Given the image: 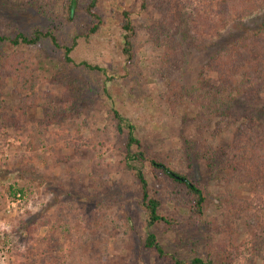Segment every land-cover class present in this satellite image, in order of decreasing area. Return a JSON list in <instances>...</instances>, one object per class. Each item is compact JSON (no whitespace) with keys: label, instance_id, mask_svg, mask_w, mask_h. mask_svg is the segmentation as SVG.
<instances>
[{"label":"rangeland","instance_id":"obj_1","mask_svg":"<svg viewBox=\"0 0 264 264\" xmlns=\"http://www.w3.org/2000/svg\"><path fill=\"white\" fill-rule=\"evenodd\" d=\"M44 1L0 0V10L8 6L4 12L8 17L0 16V34L28 33L39 26L54 34L60 45L70 44L76 36L71 53L74 61L97 64L111 78L106 79L104 91L103 72L65 64L63 49L43 39L27 47L31 58L42 65L38 87L59 98L67 84L77 83L79 114L48 124L38 107L28 111L21 125L14 124L13 119L8 120L16 114L8 94L12 81L0 85V264H171L166 256L142 248L147 227L140 187L133 171L124 167V139L112 131V109L134 125L143 149L162 155L188 147L189 141L198 150L204 143L228 144L235 133L248 131L250 122L238 114L217 115L200 136L197 109L186 95L173 105L180 91L171 86L172 99L159 98L169 84L149 74L147 40L150 26L162 16L157 5L165 6L167 0H147L144 9L142 0H98L96 12L104 24L98 33L88 35L93 23L84 11L88 0L75 1L70 23L56 14L47 17L37 11ZM216 1L189 0L185 4L191 35L200 40L205 31L206 47L197 54L188 51L179 78L184 88L194 82L200 63L216 48L244 28L264 24V0L252 14L224 20L215 12ZM123 10L130 12L142 43L130 62L120 52ZM3 48L0 46V52ZM205 73L216 82L215 73ZM166 161L173 163L171 158ZM190 164L180 170L197 181L207 197L200 216L170 199V187L151 173L148 163L141 166L151 196L161 201L162 214L170 220L149 228L163 250L186 261L200 256L210 258L212 264H264V202L258 201L248 184L216 179L194 157ZM227 190L239 200L236 207L216 199ZM108 218L126 228L124 237Z\"/></svg>","mask_w":264,"mask_h":264},{"label":"trees","instance_id":"obj_2","mask_svg":"<svg viewBox=\"0 0 264 264\" xmlns=\"http://www.w3.org/2000/svg\"><path fill=\"white\" fill-rule=\"evenodd\" d=\"M75 1L47 0L37 11L47 17L56 14L70 23L73 9L76 7ZM187 1L167 0L165 6L157 5L162 16L157 23L150 26L148 32L147 44L151 50L149 74L169 84L159 98L163 101L172 99L171 86L180 91L173 105L180 104L183 94L186 95L189 103L197 109L196 132L200 136L209 130L208 124L217 115L227 117L238 114L240 118L248 119L250 129L235 133L228 144L213 146L204 143L200 150L189 141L188 147L174 148L169 152L170 157H167L169 154L162 155L163 153L143 149L134 133V125L115 109H112L109 119L113 121L114 135L124 139V167L133 171L140 187L141 205L145 211L147 227L142 237L143 250H154L159 256H166L171 264H212L210 258L194 256L186 261L163 250L155 232L149 228L163 223L169 224L170 220L162 214L161 201L151 196L141 166L148 163L151 173L170 187L168 193L170 199L177 205L188 206L193 215H202L207 197L198 182L180 170L186 165L190 167L192 157L200 160L210 176L216 179L228 184L234 182L248 184L257 193L258 201L264 202L260 197L264 196V24L256 28L246 27L229 43L216 48L200 63L194 82L184 88L179 83V78L182 68L187 64L188 51L197 54L206 47L202 35L205 31L200 33V40L191 35V24L184 13ZM259 1L261 0H217L215 12L222 20L235 16L240 18L252 14L257 9ZM146 2L147 0L141 1V8H145ZM97 3L98 0H88L84 7L85 13L93 22L87 35L98 33L104 24L103 19L96 12ZM5 6L0 10L1 17H8V14L4 13L8 6ZM120 15V52L126 61L130 62L137 56V50L142 43L138 39L130 12L123 10ZM43 39H49L56 48L63 49L62 58L65 64L73 63L74 66L84 67L89 71L103 72L104 91H106V79L111 78L105 74V69L97 64L85 60L77 63L74 61L71 53L76 46V36L70 44L60 45L54 34L49 30H42L39 26L28 33L16 31L12 34H0V46L4 45L0 52V85L2 86L9 79L12 81L13 86L8 94L15 103L16 114L8 117V120L13 119L12 122L17 125H21L22 120L26 119L29 110L35 112L38 107L42 108L43 120L48 124L73 118L80 112L81 92L77 83L67 84L59 98L38 87V70L42 65L31 58L32 51L27 47L35 46ZM208 71L216 74L215 83L206 75L205 72ZM0 109H3L2 99H0ZM0 116H3L2 113ZM135 145L138 146L137 150H132ZM168 158H171L173 163H168L166 161ZM216 199L219 203L229 204L231 207H236V203L239 202L230 190L219 194ZM107 220L111 226L122 231L123 237L126 235L125 227H121L112 218ZM98 231L99 234L102 233L101 227ZM84 240H88V235Z\"/></svg>","mask_w":264,"mask_h":264}]
</instances>
